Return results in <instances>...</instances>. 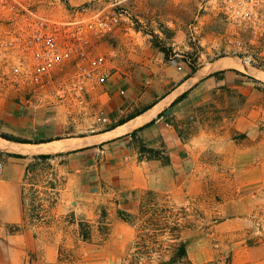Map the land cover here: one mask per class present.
Masks as SVG:
<instances>
[{
	"label": "rangeland",
	"instance_id": "374dc122",
	"mask_svg": "<svg viewBox=\"0 0 264 264\" xmlns=\"http://www.w3.org/2000/svg\"><path fill=\"white\" fill-rule=\"evenodd\" d=\"M205 1L0 0V114L21 109L36 120L14 136L21 142H11L34 147L26 141L91 134L114 123L106 119L101 88L59 96L67 68L36 89L38 95L28 91L21 48L28 18L127 10L131 23L100 41L90 39L113 73L131 72L122 87L143 91L155 62L178 61L200 76L180 87L185 96L167 117L183 144L179 159L130 134L129 165L158 159L156 172L166 165L131 195H98L81 185L83 178L73 181L75 163L67 154L1 147L0 164L21 175L13 189L0 184V264H160L173 252L175 236L193 264H264V81L241 67H219L223 58L241 54L225 46V26ZM19 32L20 44L14 39ZM250 67L264 72V64ZM34 128L42 136L34 137ZM104 245L119 256L98 252Z\"/></svg>",
	"mask_w": 264,
	"mask_h": 264
},
{
	"label": "crops",
	"instance_id": "0c3cea01",
	"mask_svg": "<svg viewBox=\"0 0 264 264\" xmlns=\"http://www.w3.org/2000/svg\"><path fill=\"white\" fill-rule=\"evenodd\" d=\"M177 64L178 61L175 63L171 61H164L159 64L150 63L154 78L149 77L151 74L147 72L144 89L137 94L130 92L127 86L122 87L121 85V82L126 85L124 81H130L131 72L123 77L112 72L100 90L102 92L100 96L105 99L106 119L109 122H114L112 125L91 134L63 138L53 136L46 138L45 142L28 144L70 141V144L63 146L62 149L44 153L67 154L72 157L75 167L72 168L70 179L79 181L83 178L81 185L96 190L98 195H108L111 190L119 193L130 190L129 195H131L134 190L147 186L150 177L157 176L160 171L166 170V165H161L160 171H155V168L159 167L158 159H149L138 163L134 161L132 165L128 164L133 155L130 143L132 132H137L141 137H145L149 147L165 148V152L170 156L171 161L179 159L181 154L183 144L168 123L167 117L176 110L180 100L171 105L172 102L180 94L186 92L180 90V87L190 81L195 83L200 76H196L197 70L190 73L186 66H177ZM207 80L208 78H206ZM155 108L157 110L149 119L133 122L128 128H123L131 121H136L138 117L150 113ZM121 119L124 120L123 123H118V120ZM151 121L153 123L146 125ZM35 122V117L25 116L21 109L10 111L8 108L7 111L0 114V133L13 137L20 136L26 128L25 125L31 124L33 126ZM140 127L142 128L139 129ZM32 134L34 137L42 136L41 131L37 128L33 129ZM0 141L3 150L16 151L3 146V142H11L10 140L0 137ZM20 175V170L17 167L0 164V184L13 189L18 184ZM129 195L126 196L130 199ZM112 235V233H108V238L105 241H110ZM111 251L105 245L98 250L100 253L109 252L111 257L119 256V251L118 253ZM99 263L107 264L106 261Z\"/></svg>",
	"mask_w": 264,
	"mask_h": 264
},
{
	"label": "built area",
	"instance_id": "2783aa9c",
	"mask_svg": "<svg viewBox=\"0 0 264 264\" xmlns=\"http://www.w3.org/2000/svg\"><path fill=\"white\" fill-rule=\"evenodd\" d=\"M205 6L225 26L222 38L226 47L234 49L233 53L241 54V57L235 55L236 58L249 66L263 65L264 0H206ZM126 22L131 23L130 14L122 9L96 11L85 18H28L23 26L25 34L21 47L26 55L24 78L28 91L38 95L37 90L50 86L54 73L63 68H67V74L57 88L60 97L77 98L89 90L100 89L110 77L112 68L107 64L106 54L90 39L100 41L117 32ZM14 37L20 44V32Z\"/></svg>",
	"mask_w": 264,
	"mask_h": 264
},
{
	"label": "bare ground",
	"instance_id": "6f19581e",
	"mask_svg": "<svg viewBox=\"0 0 264 264\" xmlns=\"http://www.w3.org/2000/svg\"><path fill=\"white\" fill-rule=\"evenodd\" d=\"M219 67L220 66H225V65H232V66H236V67H241L243 69H245L247 72H249L250 74L254 75V77L263 80L264 81V72L257 70L253 67H250L246 62H244L241 59H237L235 57H225L222 59V61L220 63H218ZM157 110V108H155L153 111H151L150 113H147L143 116H140L136 119V121H131L130 123H128L127 125H125L123 128H128L129 126H131L133 124V122H141L143 120H147L149 119L154 112ZM1 142V141H0ZM3 146H6L7 148H12L15 150H32V151H43V152H50L52 150H57L62 148L63 146H66L68 144H70V141H63V142H54V143H41V144H37L34 145V147H28L29 145L27 144H18V143H14V142H3ZM2 144H0L1 147Z\"/></svg>",
	"mask_w": 264,
	"mask_h": 264
},
{
	"label": "trees",
	"instance_id": "16d2710c",
	"mask_svg": "<svg viewBox=\"0 0 264 264\" xmlns=\"http://www.w3.org/2000/svg\"><path fill=\"white\" fill-rule=\"evenodd\" d=\"M186 92H183L182 94H180L173 102L171 105L175 104L176 102H178L179 100H181L184 96H185ZM123 119L118 120V123H123ZM153 123V121L147 123L151 124ZM142 127H140L139 129H141ZM135 132H132L131 134H134ZM0 137L3 139H7L10 141H17V142H21L19 140H16L15 137L10 136L8 134L5 133H0ZM46 140H40L37 141L35 143L38 142H45ZM27 143H30V141H26ZM19 155V154H17ZM49 154H41L42 157H48ZM13 225V224H12ZM17 227V226H14ZM16 231H19V229L17 228ZM83 239H87L88 238V234L86 232L81 233ZM174 239H178V242L173 246V252L168 256L167 260H163L160 262V264H175V263H183V264H193L189 258L187 257V253H186V247H185V242L181 239H179L178 236H175ZM144 250L148 249V245L147 244H142ZM147 252V251H146Z\"/></svg>",
	"mask_w": 264,
	"mask_h": 264
}]
</instances>
